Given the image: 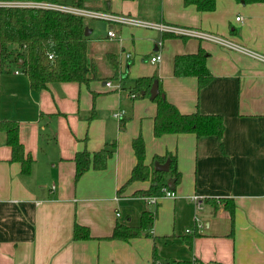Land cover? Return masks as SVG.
Here are the masks:
<instances>
[{
  "label": "crops",
  "instance_id": "crops-1",
  "mask_svg": "<svg viewBox=\"0 0 264 264\" xmlns=\"http://www.w3.org/2000/svg\"><path fill=\"white\" fill-rule=\"evenodd\" d=\"M86 7L222 35L264 54V2L216 0L210 11L183 0H88ZM86 26L93 65L87 83L52 82L36 90L15 65L0 70V120L18 122L19 140L33 159L30 173H21L0 131V264H264V63L205 39L104 21ZM199 47L212 73L201 89L195 77L173 75L174 56ZM155 52L162 57L151 63ZM153 74L180 112L222 115L221 142L193 133L154 136L155 102L129 92L135 79ZM139 132L147 165L154 155L176 152L175 197L149 203L134 194L149 180L118 194L136 163L131 140ZM111 143L105 168L75 180V152ZM144 211L154 214L147 232L109 238L116 223L138 226ZM75 223L90 237L74 239Z\"/></svg>",
  "mask_w": 264,
  "mask_h": 264
},
{
  "label": "trees",
  "instance_id": "trees-1",
  "mask_svg": "<svg viewBox=\"0 0 264 264\" xmlns=\"http://www.w3.org/2000/svg\"><path fill=\"white\" fill-rule=\"evenodd\" d=\"M36 1L86 7L88 0ZM243 1L264 2V0ZM183 2L186 5L193 4L197 10L210 11L214 9L216 0H183ZM85 27L84 17L68 12L37 7L0 6V70L10 64L15 65L26 75L30 88L36 90L45 88L48 83L52 82L87 83L90 80L89 73L93 70V65L87 61L88 36L84 35ZM163 36L176 35L164 34ZM108 60L111 67L118 70L115 55L109 54ZM173 75L195 77L198 89L207 85L212 79V73L206 65L204 49L199 47L194 53L175 55ZM152 86H155L154 93L151 92ZM129 92L132 98H149L155 102L154 136L159 137L167 133H193L196 137L215 136L221 142L224 131L223 116L204 114L199 111L180 112L173 103L166 99L162 84L155 74L135 79L134 84L129 87ZM0 131L5 133L6 143L10 146L9 160L19 162L21 173L29 174L33 159L19 140L18 122L9 119L0 120ZM114 146L115 143L107 144L92 153L86 149L75 152L73 157L74 179L77 180L90 168H105ZM131 146L136 163L128 179L118 189V194L134 181H150L148 188L134 192L140 196L160 195L163 188L173 190L179 184L181 173L177 168L176 152L154 155L151 163L147 165L144 162L145 144L140 132L132 138ZM155 161L158 163L168 161V170H156ZM226 206L232 214V204ZM153 220L154 214L144 211L140 216L138 226L116 223L109 238L127 240L142 230L147 232L152 227ZM89 237L90 233L86 226L74 224V239ZM177 264L189 263L177 262Z\"/></svg>",
  "mask_w": 264,
  "mask_h": 264
},
{
  "label": "built area",
  "instance_id": "built-area-1",
  "mask_svg": "<svg viewBox=\"0 0 264 264\" xmlns=\"http://www.w3.org/2000/svg\"><path fill=\"white\" fill-rule=\"evenodd\" d=\"M0 6H11V7H37V8H47V9H54L58 11L68 12L75 15L82 16L84 18L89 19H98L103 20L111 25H119V26H131V27H139L144 29L155 30L162 35L164 34H171L176 35L179 37H193L197 39H205L216 44H219L223 47L228 49H232L248 55L252 58H255L262 63H264V54L253 51L239 43L232 41L231 39L224 37L222 35L209 33L205 31H201L198 29H193L185 26L175 25L167 22H156L150 21L142 18H138L129 14H122V13H111L107 11L91 9L88 7H79L64 3L58 2H50V1H27V0H8V1H1ZM239 19V17H237ZM107 35L110 38H113L117 35L116 31L113 28H110L107 31ZM161 54L159 52H155L148 57V60L151 63H156L160 61ZM125 58H127V63L130 62L131 54L126 53ZM16 72H18L16 70ZM125 71L119 73V78L124 75ZM106 86H111L110 81L105 82ZM131 95V94H130ZM118 116V114H114ZM176 193L174 190L163 188L162 193L160 195H152V196H143V198L148 201L149 203H156L162 197H175ZM198 196L193 195L191 199L195 202L196 206L199 207ZM118 214V213H117ZM186 231H189L187 229Z\"/></svg>",
  "mask_w": 264,
  "mask_h": 264
},
{
  "label": "water",
  "instance_id": "water-1",
  "mask_svg": "<svg viewBox=\"0 0 264 264\" xmlns=\"http://www.w3.org/2000/svg\"><path fill=\"white\" fill-rule=\"evenodd\" d=\"M90 33V29L86 26L85 30H84V35L88 36ZM151 92L154 93L155 92V86L151 87ZM154 167L156 170H160V171H167L168 170V161H165L164 163H158V162H154ZM170 185V183H168Z\"/></svg>",
  "mask_w": 264,
  "mask_h": 264
},
{
  "label": "rangeland",
  "instance_id": "rangeland-1",
  "mask_svg": "<svg viewBox=\"0 0 264 264\" xmlns=\"http://www.w3.org/2000/svg\"><path fill=\"white\" fill-rule=\"evenodd\" d=\"M27 1H36V0H27ZM85 22L87 23H91L92 25H97L98 22H103V20H98V19H89V18H85ZM105 22V21H104ZM96 28V27H95Z\"/></svg>",
  "mask_w": 264,
  "mask_h": 264
}]
</instances>
